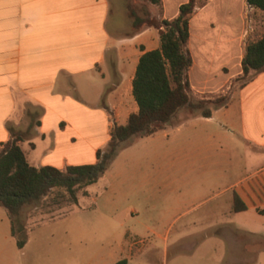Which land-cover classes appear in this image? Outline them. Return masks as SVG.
<instances>
[{
    "label": "crops",
    "instance_id": "1",
    "mask_svg": "<svg viewBox=\"0 0 264 264\" xmlns=\"http://www.w3.org/2000/svg\"><path fill=\"white\" fill-rule=\"evenodd\" d=\"M160 1L0 0V152L15 142L30 166L60 172L95 164L111 130L138 112L132 91L140 57L160 48L161 29L135 20L171 21L189 0ZM247 7V0H196L186 44L190 98L227 99L214 108L180 109V148L193 164L184 178L203 194L219 181L220 192L231 194L223 205L232 220L264 214V72L243 68L248 46L264 37V22L252 26ZM252 15L264 21L259 10ZM13 131L23 135L16 139ZM133 153L121 155L129 161ZM238 157L245 172L233 179ZM54 191L72 200L64 190L47 195ZM199 215L198 222L217 224V214ZM12 236L11 219L0 217V264L9 263L2 241ZM31 243L17 244L20 253ZM133 247H118L107 264H129Z\"/></svg>",
    "mask_w": 264,
    "mask_h": 264
},
{
    "label": "rangeland",
    "instance_id": "2",
    "mask_svg": "<svg viewBox=\"0 0 264 264\" xmlns=\"http://www.w3.org/2000/svg\"><path fill=\"white\" fill-rule=\"evenodd\" d=\"M251 12L247 7L252 26L264 22ZM191 102L214 108L222 97ZM161 129L157 139L144 143L140 135L121 146L107 171L80 189L77 203L54 191L26 206L22 231L2 241L8 264H107L112 251L130 244L129 264H264V214L232 220L223 205L231 194L220 192L219 181L203 194L191 176L184 178L193 164L180 148V111ZM129 149L134 153L125 161L121 154ZM241 159L233 162V179L245 172ZM202 212L217 214V224L198 222ZM29 238L21 254L17 244Z\"/></svg>",
    "mask_w": 264,
    "mask_h": 264
},
{
    "label": "trees",
    "instance_id": "3",
    "mask_svg": "<svg viewBox=\"0 0 264 264\" xmlns=\"http://www.w3.org/2000/svg\"><path fill=\"white\" fill-rule=\"evenodd\" d=\"M160 6V0H150ZM248 5L264 14V0H247ZM196 0L180 7L179 15L171 21L147 18L136 19L135 24H146L161 29L160 48L144 53L138 62L133 80V96L138 112L130 115L126 125L115 126L104 151L98 153L93 165L69 167L60 172L51 167L37 169L26 161L15 142L7 144L0 152V207L7 210L14 235L23 229V209L38 202L52 190H64L77 202V192L95 183L108 169L119 148L134 137L152 135L176 115L180 109H202L203 103H192L187 71L192 60L186 51L189 38V20L194 13ZM244 73L250 69L264 72V37L252 42L243 60ZM226 97H222L223 105ZM210 111L203 112L209 117ZM16 139L23 134L13 131ZM24 241L20 240L21 247Z\"/></svg>",
    "mask_w": 264,
    "mask_h": 264
},
{
    "label": "built area",
    "instance_id": "4",
    "mask_svg": "<svg viewBox=\"0 0 264 264\" xmlns=\"http://www.w3.org/2000/svg\"><path fill=\"white\" fill-rule=\"evenodd\" d=\"M248 8H252L250 5H248Z\"/></svg>",
    "mask_w": 264,
    "mask_h": 264
}]
</instances>
